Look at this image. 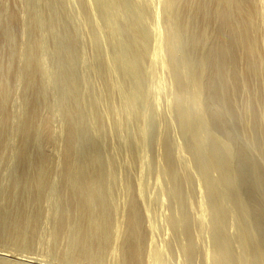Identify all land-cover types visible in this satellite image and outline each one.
<instances>
[{
    "label": "bare ground",
    "instance_id": "1",
    "mask_svg": "<svg viewBox=\"0 0 264 264\" xmlns=\"http://www.w3.org/2000/svg\"><path fill=\"white\" fill-rule=\"evenodd\" d=\"M10 1L0 0V264L45 260L6 258L35 244L65 264H167L175 247L194 264L203 232L210 264H264V0ZM158 69L175 88L168 118Z\"/></svg>",
    "mask_w": 264,
    "mask_h": 264
},
{
    "label": "rangeland",
    "instance_id": "2",
    "mask_svg": "<svg viewBox=\"0 0 264 264\" xmlns=\"http://www.w3.org/2000/svg\"><path fill=\"white\" fill-rule=\"evenodd\" d=\"M8 3V5L9 6H12L14 3H12L10 0H6V4ZM15 5V4H14ZM74 7V6H73ZM146 19H147V21L149 22V24L151 25L153 22H154V18H153V15L152 14H149L147 17H146ZM150 39V38H149ZM153 39L154 38H152V35H151V42H150V44H149V48H150V50H152V42H153ZM90 41H91V36L88 38L87 37V45H86V51H87V55L89 56V57H91L92 55H93V49H92V46H91V44H90ZM163 48H164V39H163ZM149 53H150V51H149ZM48 55V54H47ZM44 60V63H46L47 65H48V62H50V60H49V58L48 57H46V58H44L43 59ZM78 71H79V73H82V71L80 70V67H78V69H77ZM168 71H166V70H162V69H158L157 70V76L158 77H163V83H162V88H163V90H164V93L162 92V96H160L161 98H160V105H159V107H157V113L159 114V117H161V116H163V117H167L168 118V115H169V110H170V105L168 104V103H170V101H172V103H173V95H174V90H175V88H174V86H173V83H172V81H171V79L168 77V73H167ZM82 89H84V88H82ZM52 93H57V90L56 89H54V88H50L49 89ZM83 91V90H82ZM77 94L79 93V91H77L76 92ZM59 98H60V95L59 94H57V96H55V100H59ZM238 105H237V107H238V109L239 110H241V103H240V101L238 100ZM44 106H46V104L44 105ZM171 111V110H170ZM172 113H173V109H172ZM242 115H243V113H242ZM244 116L245 117H247V116H250L249 114H244ZM170 119H168L167 121H169ZM170 121H172V120H170ZM173 122V121H172ZM59 123V121H55V124H58ZM243 125H245V124H240L239 126H238V128H239V133L241 134V136H242V140H243V142L245 143V142H247V134L245 133V130H247V129H245V126H243ZM218 132V133H217ZM216 132V134L218 135L219 134V136L220 137H222V138H224L223 136L225 135V133L223 132V131H221V132H219V131H217ZM224 133V134H223ZM169 134L171 135V137H173L174 138V141H175V143H176V141L180 138V134H179V131H178V129L174 126L173 128H170L169 129ZM115 142H116V140H115ZM247 143H249V142H247ZM148 151H149V161L151 162V164H150V167H147L146 168V170H145V172H144V176H143V178H142V180L144 181V183L143 184H145L144 186V189L147 191H145L144 193H146L145 194V201H147V202H149V200L151 199V197L152 196H156L157 194H158V191H159V187L157 186V184H156V172H157V166H156V163H153V160H152V158H154L155 157V155H154V153L156 152V147H155V145H153L152 144V146L151 147H149V149H148ZM257 153H255L254 152V154H253V156L254 155H256ZM258 156V155H257ZM259 157V156H258ZM122 158V157H121ZM121 158H119V161L120 162H122V160H121ZM123 159V158H122ZM138 167H136V169H135V171H134V174H136V175H138V169H137ZM2 169H4V167H2ZM1 169V170H2ZM120 170V169H119ZM3 171V170H2ZM248 171V170H247ZM263 173H264V169H263ZM142 181V182H143ZM119 183V187L121 188L120 189V191H118V196L120 197V198H118V196L116 197V199L118 200V204H119V202H120V205L123 203V200H124V196H126V195H124L123 193H125L124 191H123V193H122V190H123V187H122V184L120 183V182H118ZM117 183V184H118ZM118 187V185H117V188H119ZM254 190V189H253ZM121 192V193H120ZM120 193V194H119ZM121 194H123L122 196H121ZM126 194V193H125ZM253 194H254V196H258L257 195V190H254L253 191ZM243 196H245L244 194H242ZM151 196V197H150ZM194 196V198H196L197 196H198V192H197V194H194L193 195ZM123 199H122V198ZM147 197H150V198H147ZM121 199V200H120ZM149 199V200H148ZM261 201L259 202V198H257V204L258 205H260V206H263L264 205V201H262L263 199H260ZM150 203V202H149ZM159 205H160V203H159ZM159 205H155L154 206V203H153V208H154V215H153V217H155L157 214V218L154 220L153 218V223H154V226H155V231H154V234H156L154 237H155V240L157 241V243H158V245H157V243L155 242V244L157 245V246H162V245H165L166 246V244H167V242L171 239V233H170V229L168 228V226H167V224H165L166 222L164 221V220H161L162 218H161V216H160V214H159V212H156L155 210H157V211H160V208L159 207H156V206H159ZM155 212L157 213V214H155ZM158 216H159V218H161L160 220H157V219H159L158 218ZM157 221V222H156ZM159 222V223H158ZM166 225V226H165ZM159 235V236H158ZM163 237H165V238H163ZM158 238V239H157ZM168 240V241H166V240ZM162 242H164V241H166L165 243H163L162 245H159V244H161V241ZM199 243H200V252L197 254V256H196V258H195V261H194V264H210L209 263V259H210V250H211V243H210V237H209V235L207 234V233H205V232H203V233H201V238H200V240H199ZM164 246V247H165ZM168 246V245H167ZM2 247H5L1 242H0V248H2ZM166 250H167V247L165 248ZM164 249V250H165ZM169 249V248H168ZM178 253H180L178 250H177V247H175L173 250H171L174 254H172V252L170 253L169 251H166V252H168V253H166L165 251H164V258H166L167 260V264H184V259H183V257L182 256H178L179 258H181L180 259V261L178 262L177 260H179V258L177 257V252ZM176 253H175V252ZM206 252L207 253H209V259H207V255H206ZM166 253V254H165ZM170 253V254H169ZM7 254H9L8 256H6V258H8V259H10V260H20V259H18V258H20L21 257V259H23V258H25V259H29L26 255H31V256H40L41 254H43V255H41L42 257H43V259H45V260H36V259H33L34 261L33 262H29L30 264H65V263H61V261H59L57 258H56V256H55V254H48L46 251H45V249H44V246L43 245H34L32 248H29V249H22V250H13V251H11V252H9V253H7ZM40 254V255H39ZM172 254V255H171ZM167 255H168V257H167ZM174 255H176V256H174ZM179 255V254H178ZM181 255V254H180ZM38 257V258H42V257ZM175 257V258H174ZM177 257V258H176ZM176 261H175V260ZM30 260V259H29ZM174 260V261H173ZM23 262L25 261V260H22ZM25 262H27V261H25ZM175 262V263H174ZM182 262V263H181Z\"/></svg>",
    "mask_w": 264,
    "mask_h": 264
}]
</instances>
